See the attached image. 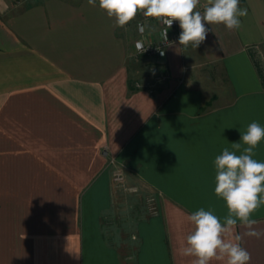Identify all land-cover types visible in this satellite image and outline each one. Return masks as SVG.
I'll return each mask as SVG.
<instances>
[{
	"label": "crops",
	"instance_id": "1",
	"mask_svg": "<svg viewBox=\"0 0 264 264\" xmlns=\"http://www.w3.org/2000/svg\"><path fill=\"white\" fill-rule=\"evenodd\" d=\"M239 6V29L206 24L198 48L155 58L134 51L138 15L115 27L98 0H0V264H190L187 216L228 214L215 158L264 127V0ZM159 71L154 89L134 85ZM111 159L135 191L115 187ZM145 194L160 196L153 213ZM252 218L264 231V205ZM246 231L250 264H264V237Z\"/></svg>",
	"mask_w": 264,
	"mask_h": 264
},
{
	"label": "clouds",
	"instance_id": "2",
	"mask_svg": "<svg viewBox=\"0 0 264 264\" xmlns=\"http://www.w3.org/2000/svg\"><path fill=\"white\" fill-rule=\"evenodd\" d=\"M91 6L97 0H87ZM201 0H98L99 8L109 18H114V26L125 28L139 13L155 18L166 27L161 30L162 40L167 44L168 30L178 21L181 32L178 43L187 49H196L206 39L207 25L223 24L227 30L241 27V17L247 15V9L239 6V0H206L202 5L203 13L197 11ZM141 35L146 25L137 24ZM136 51L146 49L142 40L135 42ZM164 53L161 52V55ZM264 140V127L257 122L248 125L241 133L246 147L240 154L224 148L215 158L216 169L214 192L228 209L223 222L210 210L203 208L187 216L191 231L185 236L178 249L181 257L192 258L190 264H250L251 253L242 247V236L236 232L239 222L247 231L245 236L260 239L264 231L253 226L258 222L252 214L264 205V162L254 159V149ZM236 150L240 143H233Z\"/></svg>",
	"mask_w": 264,
	"mask_h": 264
},
{
	"label": "built area",
	"instance_id": "3",
	"mask_svg": "<svg viewBox=\"0 0 264 264\" xmlns=\"http://www.w3.org/2000/svg\"><path fill=\"white\" fill-rule=\"evenodd\" d=\"M147 20H150L155 25H157V28L154 32V36H151V37L148 36L146 34V31L144 32L143 35H141L137 29L138 23L144 24V22ZM165 27L166 26L163 25L162 23H160L157 19L145 17L142 13H139L138 19L136 21V29H137V32L139 34V37L134 41L135 53L136 54H143V55H146L149 57L160 58L166 54V49L169 45L174 44V43L179 44L178 43V37H179V34L181 32V29L179 27V22L174 21L171 29L168 30V41H169V43H167V44L162 40V37L160 35L161 30L164 29ZM137 40H142L144 43V47L146 50L143 53H139L136 51L135 42ZM161 52H163L164 54L161 55ZM168 77L169 76H168L167 72L159 71V72H156L154 75H152L151 78L146 80V81L135 80L134 85L136 87H145L149 90H152L156 87L157 84L166 80ZM110 162L113 165L112 170H111V180L114 183V185H116L122 189L128 190V191H135L136 188L134 186H128L125 183L124 166L120 163H116L114 159H111Z\"/></svg>",
	"mask_w": 264,
	"mask_h": 264
},
{
	"label": "rangeland",
	"instance_id": "4",
	"mask_svg": "<svg viewBox=\"0 0 264 264\" xmlns=\"http://www.w3.org/2000/svg\"><path fill=\"white\" fill-rule=\"evenodd\" d=\"M146 80H148V78H146L145 80H141V81H146ZM135 198H136V196L133 199L131 198V201H129V199L128 200L125 199V204L132 205L135 202ZM159 199H160V196H155V194L142 195L140 203L142 205V210L144 211V214H149V213L155 212L157 210V204H158ZM130 210H131V212H133V208H130ZM127 216L128 215L126 214V219H127ZM128 218H131V217L129 216Z\"/></svg>",
	"mask_w": 264,
	"mask_h": 264
},
{
	"label": "trees",
	"instance_id": "5",
	"mask_svg": "<svg viewBox=\"0 0 264 264\" xmlns=\"http://www.w3.org/2000/svg\"><path fill=\"white\" fill-rule=\"evenodd\" d=\"M115 187H118V186L115 185ZM119 188H120V187H119ZM121 189H122V188H121Z\"/></svg>",
	"mask_w": 264,
	"mask_h": 264
}]
</instances>
